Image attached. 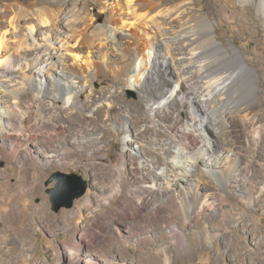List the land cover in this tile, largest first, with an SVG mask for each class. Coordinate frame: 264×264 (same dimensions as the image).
I'll return each mask as SVG.
<instances>
[{
    "label": "bare ground",
    "instance_id": "6f19581e",
    "mask_svg": "<svg viewBox=\"0 0 264 264\" xmlns=\"http://www.w3.org/2000/svg\"><path fill=\"white\" fill-rule=\"evenodd\" d=\"M54 1L39 0L33 11L26 5L0 10V83L4 87L3 92L11 95L10 100L0 97V136L9 139L15 132L23 131L25 116L20 108L30 96L37 105L51 110L57 120L60 116L68 118L79 109H89L95 98L102 101L104 96L96 92H90L86 100H80L84 90L100 76L102 68L103 78L112 74L122 80L124 87L134 86L138 90V107L135 110L138 114L145 112L151 115L155 121L147 126L143 143L125 139L135 149V156H131L132 167L129 168L133 178H130L127 188L121 177V174L127 176L126 157L122 152L116 169L118 175L112 178L111 189L104 202L109 205L112 200H119L115 205H109L106 217L126 220V225L131 228L128 231L136 235L138 231L128 220L149 207L153 212L151 218H157L155 213L162 214L165 208L164 196L175 192L176 188L182 195L179 197L178 193L179 209L186 219L204 205L212 204L200 199L197 169L203 165L216 188L226 187L231 169L235 166L240 171L246 169L242 166L245 145L241 144L243 147L239 148L236 141L226 135L231 131L229 119L234 112H243L244 119L239 129L242 132L251 129L255 133L262 125H258L254 113L259 104L258 72L234 43H224L220 39L217 21L212 17L213 9H217L216 2L205 0L201 5L199 0H97L105 12V23L95 26L96 23L88 21L90 18L87 20L85 14L76 16V13L66 17L65 22L61 21L62 7H55ZM62 1L59 4L63 5ZM111 1L116 3V9L121 10H115ZM138 22L152 26L156 33L145 29H140L141 33L136 29L131 31L132 27L138 28ZM45 27L49 29L44 30ZM26 29L29 32H25ZM117 39H121V46ZM73 41L76 46L71 45ZM97 47L104 58L110 54L109 47L120 49L122 64L114 66L115 70L109 69L110 63L105 59L102 64H95L93 52L85 48L97 51ZM70 54L76 59L73 60ZM160 71L166 80L159 86ZM120 85L115 88L119 89ZM50 96L60 100L58 107ZM121 96L111 94L116 101L121 100ZM104 105L109 103L100 102L99 108L95 107L98 114ZM215 110H220V116L225 119L222 130V119L216 117ZM34 124L37 126V122ZM93 131H82L73 138L62 140V147L51 149L44 159L32 151L26 156L36 163H33L35 172H44L55 163L66 165L73 148L84 151L89 146H102L105 137L98 135V130L96 133ZM213 135L218 139L210 147L208 136ZM21 140L20 136L12 145L13 158L18 156L17 149L32 144L27 139L25 143ZM217 153L225 154L224 158L214 159ZM112 170L115 171L114 168ZM100 176L108 178V172L103 171ZM18 195V191H12L9 198L14 199ZM101 220V215L97 214V223ZM177 239L179 246L185 245L181 235Z\"/></svg>",
    "mask_w": 264,
    "mask_h": 264
},
{
    "label": "rangeland",
    "instance_id": "374dc122",
    "mask_svg": "<svg viewBox=\"0 0 264 264\" xmlns=\"http://www.w3.org/2000/svg\"><path fill=\"white\" fill-rule=\"evenodd\" d=\"M199 1L201 5L205 3V0ZM212 1L218 5L215 6L217 9H213L212 17L217 21L220 39L224 43H234L249 65L258 72L259 104L254 113L259 121L258 125H262L255 133L251 129L239 131L244 113L234 112L229 119L231 131L226 133L236 141L239 148L245 145L242 166L246 169L240 171L235 166L230 170L228 185L218 189L201 165L196 171L199 196L212 204L204 205L187 219L179 209V197L182 195L178 188L176 196L175 192H168L164 196L166 200L164 199L163 213L154 212L157 218H151L153 212L152 207H149L136 218L128 220L129 223L133 222L131 227L138 231L136 235L128 231L131 228L126 225V220L106 217L109 205H115L119 200L114 199L109 205L104 202L111 189L109 185L112 178L118 175L116 169L122 152L126 157L127 176L121 174V177L127 188L130 186V178H133L129 168L132 167L131 156H135V149L126 140L143 143L147 126L155 121L151 115L141 112L139 116L135 110L138 107V90L134 86L124 87L122 80L112 74L103 78L105 73L101 68L100 78L94 79L93 86H88L80 97L84 101L90 92L104 96L102 101L95 98L90 105L92 108L85 111L79 109L68 118L60 116V120H57L51 110L37 105L30 96L20 108L25 116L23 131L15 132L9 139L0 136V264H264V1ZM38 3L39 0H0V10L26 5L33 11ZM54 3L55 7H62L60 16L63 22L66 17L77 13L76 16H88L86 19L93 20L95 26L105 23V12L101 10L97 0H63V5L59 4L60 0H55ZM111 5L115 10H121L116 9V3L112 1ZM136 26L138 28L132 27L131 31L136 29L141 33L140 29H145L156 33L152 26L141 25L140 22ZM25 32L29 31L26 29ZM117 40L121 46V39ZM71 45L77 44L73 41ZM85 49L93 52L95 64H102L105 59L110 63L108 67L111 70L122 64L121 50L118 48L109 47L110 54L106 58L98 47L97 51ZM144 51L148 53V49ZM71 58L76 59L73 55ZM160 74L159 86L166 80L162 71ZM133 79L136 80L135 77ZM117 85L121 88H115ZM111 89L115 91L111 92ZM3 91L4 87L0 83V97L10 100L11 95ZM111 94L122 95L121 100L116 101ZM171 97L173 99L175 96ZM51 99L56 102L57 107L60 105L59 99L53 96ZM124 100L128 102L125 103ZM100 102H107L109 105L101 106L102 110L98 114ZM215 112L216 117L222 119L220 110ZM224 120L223 117L219 122L221 130L224 128ZM89 129H94L95 133L98 130L97 134L105 137L101 147L89 146L84 151L73 148L66 165L55 163L44 172H35V162L26 153L32 151L37 157L44 159L48 151L62 147V140L73 138ZM18 136L22 137V143L27 139L32 144L17 149L18 156L13 158L12 145H15ZM216 139V135L208 136L210 147ZM217 154L214 159L225 156ZM250 155L254 158H250ZM231 157L232 155L229 159ZM103 171L108 172V178L100 176ZM56 172L75 173L88 184L85 194L77 198L71 208L62 207L59 211L53 210L48 193L50 188L56 186V180L48 183ZM104 185L105 189L100 188ZM12 191H18L17 198H9ZM124 195L123 193L122 196ZM97 214L102 217L101 223H97ZM174 227L178 229L174 230ZM179 235L185 245L179 246Z\"/></svg>",
    "mask_w": 264,
    "mask_h": 264
},
{
    "label": "water",
    "instance_id": "95a60500",
    "mask_svg": "<svg viewBox=\"0 0 264 264\" xmlns=\"http://www.w3.org/2000/svg\"><path fill=\"white\" fill-rule=\"evenodd\" d=\"M53 180H56V186L50 188L48 193L55 211L62 207L71 208L74 201L83 196L88 188L87 181L75 173L56 172L48 183Z\"/></svg>",
    "mask_w": 264,
    "mask_h": 264
}]
</instances>
